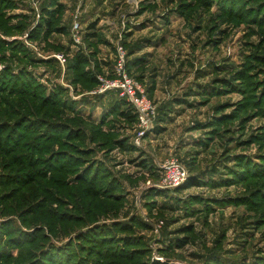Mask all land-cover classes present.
Here are the masks:
<instances>
[{"label": "rangeland", "instance_id": "1", "mask_svg": "<svg viewBox=\"0 0 264 264\" xmlns=\"http://www.w3.org/2000/svg\"><path fill=\"white\" fill-rule=\"evenodd\" d=\"M0 142V264H264V0H0Z\"/></svg>", "mask_w": 264, "mask_h": 264}, {"label": "built area", "instance_id": "2", "mask_svg": "<svg viewBox=\"0 0 264 264\" xmlns=\"http://www.w3.org/2000/svg\"><path fill=\"white\" fill-rule=\"evenodd\" d=\"M31 2L36 4L38 0H31ZM56 57L62 64L64 63L65 58L61 53H57ZM114 71L116 72V79L112 82V86L116 87L119 96L132 106L139 127L147 128L154 118L155 107L147 93L126 74L125 60L122 53L118 54ZM164 166V182L167 187L179 184L185 177L186 169L177 159L167 160Z\"/></svg>", "mask_w": 264, "mask_h": 264}, {"label": "trees", "instance_id": "3", "mask_svg": "<svg viewBox=\"0 0 264 264\" xmlns=\"http://www.w3.org/2000/svg\"><path fill=\"white\" fill-rule=\"evenodd\" d=\"M46 14L50 15V12H46L45 15ZM43 18L47 19V25L50 26V23L48 21V17L44 16ZM76 58L78 59V57H76ZM79 63H82V61L79 60ZM241 74H243V73H241ZM115 105L117 106L116 107V112H117L118 115H120L122 118H124V119H126V120H128L130 122L136 121V114L134 113L132 106L130 104H128L126 101H124V99L123 100L120 99V100L116 101ZM3 147H4L3 144H1V142H0V148H3ZM17 160H18V162L26 164L29 159H27V158H26V160H25V158L22 159V156H21V157L17 158ZM59 166H60L61 169L64 168V165L61 162L59 163ZM43 175H46V174L44 173ZM195 182H196L195 180L191 181L190 183H188V186L194 185ZM183 243H184V241H182V242L180 241L179 245H183ZM53 262L55 263L57 261L53 260ZM63 262L65 264H68V262L66 260H64ZM41 264H44V263H41Z\"/></svg>", "mask_w": 264, "mask_h": 264}]
</instances>
